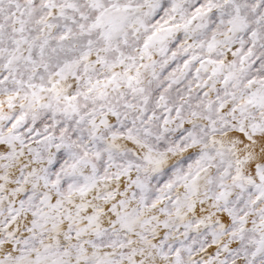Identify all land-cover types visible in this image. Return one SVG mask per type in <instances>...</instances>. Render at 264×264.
I'll use <instances>...</instances> for the list:
<instances>
[{
  "label": "snow or ice",
  "instance_id": "1",
  "mask_svg": "<svg viewBox=\"0 0 264 264\" xmlns=\"http://www.w3.org/2000/svg\"><path fill=\"white\" fill-rule=\"evenodd\" d=\"M0 264H264V0H0Z\"/></svg>",
  "mask_w": 264,
  "mask_h": 264
}]
</instances>
